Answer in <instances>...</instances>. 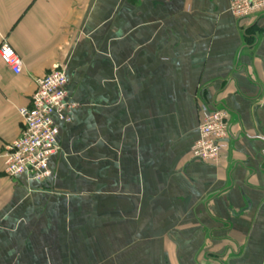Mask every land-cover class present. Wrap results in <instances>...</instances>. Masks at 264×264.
<instances>
[{
  "label": "crops",
  "instance_id": "obj_1",
  "mask_svg": "<svg viewBox=\"0 0 264 264\" xmlns=\"http://www.w3.org/2000/svg\"><path fill=\"white\" fill-rule=\"evenodd\" d=\"M235 0H0V264H264V12ZM64 70L72 122L43 182L5 175L36 81ZM228 113L191 158L199 105Z\"/></svg>",
  "mask_w": 264,
  "mask_h": 264
},
{
  "label": "built area",
  "instance_id": "obj_2",
  "mask_svg": "<svg viewBox=\"0 0 264 264\" xmlns=\"http://www.w3.org/2000/svg\"><path fill=\"white\" fill-rule=\"evenodd\" d=\"M230 12L237 20H243L264 12V0H235ZM0 62L14 75L22 70V62L5 38L0 42ZM64 70L54 67L36 81L29 107L18 109L22 120L19 138L5 149V175L20 176L30 181L43 182L51 178L49 159L58 153V123L72 122V112L77 108L67 92ZM201 114L199 137L191 149V158L202 163H217L220 153L227 147L229 137L228 113L222 109L209 110L199 105Z\"/></svg>",
  "mask_w": 264,
  "mask_h": 264
}]
</instances>
